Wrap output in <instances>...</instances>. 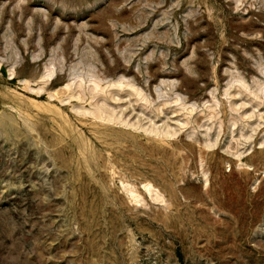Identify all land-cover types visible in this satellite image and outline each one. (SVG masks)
Instances as JSON below:
<instances>
[{
	"label": "rangeland",
	"instance_id": "1",
	"mask_svg": "<svg viewBox=\"0 0 264 264\" xmlns=\"http://www.w3.org/2000/svg\"><path fill=\"white\" fill-rule=\"evenodd\" d=\"M0 264H264V0H0Z\"/></svg>",
	"mask_w": 264,
	"mask_h": 264
}]
</instances>
